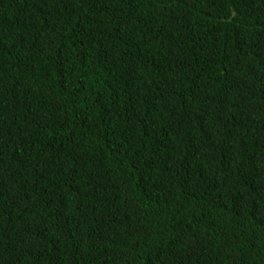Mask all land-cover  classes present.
I'll list each match as a JSON object with an SVG mask.
<instances>
[{
	"label": "trees",
	"instance_id": "16d2710c",
	"mask_svg": "<svg viewBox=\"0 0 264 264\" xmlns=\"http://www.w3.org/2000/svg\"><path fill=\"white\" fill-rule=\"evenodd\" d=\"M0 264H264V0H0Z\"/></svg>",
	"mask_w": 264,
	"mask_h": 264
}]
</instances>
